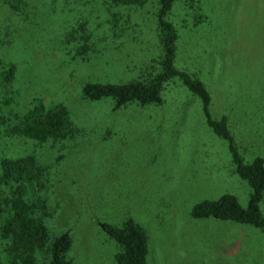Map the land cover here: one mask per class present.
Masks as SVG:
<instances>
[{"label": "rangeland", "instance_id": "obj_1", "mask_svg": "<svg viewBox=\"0 0 264 264\" xmlns=\"http://www.w3.org/2000/svg\"><path fill=\"white\" fill-rule=\"evenodd\" d=\"M156 7L0 0V65H15L10 90L0 87V114L12 118L33 98L62 102L76 128L70 138L38 142L6 134L1 122L0 158L31 152L47 166L48 224L69 231L74 264H118L98 221L125 216L145 229L149 264H264L259 228L189 215L194 202L224 192L244 206L250 188L178 76L163 84L158 103L114 109L110 97L81 96L87 80L124 82L153 64ZM167 18L177 35L174 65L204 82L213 116L227 112L245 161L264 158V0H173ZM80 23L90 36L78 55L66 38Z\"/></svg>", "mask_w": 264, "mask_h": 264}, {"label": "trees", "instance_id": "obj_2", "mask_svg": "<svg viewBox=\"0 0 264 264\" xmlns=\"http://www.w3.org/2000/svg\"><path fill=\"white\" fill-rule=\"evenodd\" d=\"M113 5L141 6L146 0H108ZM173 0H156V31L159 52L150 67L138 77L124 82L87 80L81 86V96L96 100L110 97L113 107L118 108L135 102L139 105L161 101L163 84L172 76H178L186 88L200 101L206 124L223 139L229 152L234 173L245 180L250 188L246 203L240 205L232 193L224 192L216 198H202L189 208L192 218H216L238 224L252 225L260 229L264 239V214L260 203L264 200V158L253 155L245 161L235 141L229 115L223 111L218 117L211 114L210 93L204 82L195 74L174 65L175 27L167 18ZM115 19V15H112ZM84 24L69 30V41L76 40V54L89 47L87 35H81ZM66 40V41H68ZM15 65H0V87L8 92L14 78ZM2 103L7 100L1 95ZM3 132L30 138L38 142L70 138L76 128L69 118L68 109L62 102L45 106L41 99L33 98L19 114L7 118ZM47 166L31 152L15 157L0 158V250L5 264H74L68 254L72 239L68 230L52 231L48 218L50 210ZM48 183V184H47ZM106 236L116 245L112 257L118 264H149L148 236L143 226L130 216L118 223L98 221Z\"/></svg>", "mask_w": 264, "mask_h": 264}]
</instances>
